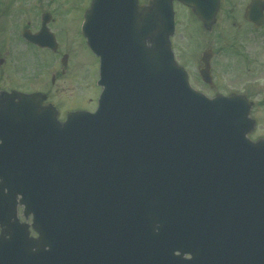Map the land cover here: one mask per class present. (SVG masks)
I'll return each mask as SVG.
<instances>
[{
    "label": "water",
    "instance_id": "95a60500",
    "mask_svg": "<svg viewBox=\"0 0 264 264\" xmlns=\"http://www.w3.org/2000/svg\"><path fill=\"white\" fill-rule=\"evenodd\" d=\"M154 2L93 1L84 32L102 62L100 107L54 118L57 179L17 183L38 239L11 222L15 189L1 201L0 264H264V143L246 138L250 105L189 87L171 3Z\"/></svg>",
    "mask_w": 264,
    "mask_h": 264
},
{
    "label": "rangeland",
    "instance_id": "374dc122",
    "mask_svg": "<svg viewBox=\"0 0 264 264\" xmlns=\"http://www.w3.org/2000/svg\"><path fill=\"white\" fill-rule=\"evenodd\" d=\"M86 2L87 0H0V23L8 21L14 24L17 18H33L36 15L31 13L35 10L41 12L52 11L56 23L51 25V29L56 32V35L58 33L62 36L61 38L68 39L69 43L61 45L60 55L56 59H62L63 55L68 54L69 64L68 66L61 65L58 67L60 74L55 78L53 84L49 74L50 80L47 85L48 93L51 95V103L58 105L62 110L61 112H64V109L67 113H75L85 109L93 111L99 102L98 99L101 93L98 80L100 73L99 59L92 54L83 38H81L80 31L77 30L79 28L77 27V21L81 19ZM188 18L189 20L183 19L184 22H178V37L174 41L176 55L181 57V61L184 63L181 48L183 46L187 47V44L189 45L186 49L188 53L186 57L191 67L190 69L188 67V70L192 76L194 86L203 91L205 86L200 83L197 77L196 62L201 56L200 52L203 48L205 32L200 29V23L191 17ZM224 28L221 27V30L216 31L222 36L220 41V36H218V41H215L219 44V49L217 50L218 56L215 63L217 70L213 74L216 85L214 92L223 94L237 92L251 98L253 106L250 116L256 127L248 133V136L252 140L258 141V139L264 138V50L258 48L252 55L247 54L246 57L248 58L240 59L242 67L238 66L237 58L233 57L231 50H229L233 37L230 38V31H228V28ZM186 29L187 32H185ZM63 31L68 34L62 33ZM243 39H246V36ZM241 46L242 50L247 48V41H244ZM261 46L263 45L261 44ZM222 47H227L226 51ZM40 53L38 52V54ZM42 53L43 59H46L47 62H51L53 58L55 59L54 55L48 51ZM38 54L30 50L20 53L25 58L22 62V68H24L23 71L26 73V77L39 74L38 71L42 67L39 65H43L44 61L39 58ZM246 65H250L249 71L246 70ZM36 85L38 87L40 83ZM247 85H250V88H247ZM40 87H42V84ZM61 112L59 111L60 114H62Z\"/></svg>",
    "mask_w": 264,
    "mask_h": 264
},
{
    "label": "flooded vegetation",
    "instance_id": "af4514ba",
    "mask_svg": "<svg viewBox=\"0 0 264 264\" xmlns=\"http://www.w3.org/2000/svg\"><path fill=\"white\" fill-rule=\"evenodd\" d=\"M191 1H196L199 3H203L202 9L203 11L209 12L210 10L213 12L214 16L211 22L208 25H205L201 22L196 16L197 11L195 7L190 3ZM254 1L258 2V8L264 6V0H182V1H174V12L175 15V23H177L180 19H188V17L193 18L196 22L200 23V29L205 32L206 37L203 40V48L200 52L201 56L197 59V73L198 79L200 83H203L200 72L204 69L205 64H203V58L206 57V60L212 64V72L211 75L214 74L215 70H217V66H215L216 58H217V50L219 49V44L215 41H218L219 33L217 30H221V27L228 28L230 31V38H232V45L230 47L232 56L237 58L238 66L242 67L240 63V59L248 58L247 54H253L254 51L258 48L264 50V26L258 27L256 23L252 22L248 19V13L250 12V8ZM150 2V0H139V3L145 4ZM87 9L83 10L81 14V19L77 21V27L82 26L81 20H84V13ZM32 15H36L33 18H17L14 22H3L0 23V101L7 99L11 96L10 94L23 93V94H44L47 97L42 104L45 106L52 105L51 103V95L48 93L47 85L49 84V71L52 72L51 82L52 84L55 81V78L60 74L58 67L63 65L62 59H56L59 53V49L61 45H66L69 43L67 38H61L58 33L53 32L51 29V25L55 24V19L49 17L47 22V28L53 33L54 37L57 39L58 43V51L52 53L50 47H42L43 42L39 38L40 32L43 30L44 18L41 11L35 10L31 13ZM83 22V21H82ZM207 26V27H206ZM208 30V32L206 30ZM247 31H246V30ZM79 31V28H77ZM177 30V28H176ZM187 32V29L185 30ZM62 33L68 34L65 31ZM178 34V33H177ZM78 35V33H77ZM246 36V39H243ZM178 35L173 39L174 49L176 51L175 40ZM191 37V35H190ZM243 39V40H242ZM74 40V38H73ZM220 40V39H219ZM244 41H247L248 47L242 50V46ZM261 44L263 46H261ZM187 47L181 48V55H183L184 63L181 61V57L178 56V60L182 65L188 67L190 69L191 64L187 59L186 52ZM241 50H240V47ZM224 50L227 47H222ZM221 48V49H222ZM34 51L39 55V58L44 61L43 65L40 64L39 74L30 75L26 77L22 68V62L24 61V56L20 55L22 51ZM43 51H49L50 54H53L55 59L53 58V62H47L46 59H43ZM256 57V56H255ZM254 57V58H255ZM67 60V66L69 64V57ZM60 63V65H59ZM187 64V65H186ZM64 66V65H63ZM246 70H250V65H246ZM221 70V69H220ZM241 71V70H240ZM189 73V70H188ZM63 75V73L61 72ZM189 76L191 74L189 73ZM214 76V75H213ZM192 78V77H191ZM42 84L37 87L36 84ZM206 87V86H205ZM204 89L206 90L207 87ZM19 100L18 98H14L11 102L12 106H18ZM41 104V103H40ZM6 127H4V122H0V145L2 143L1 134L5 131ZM4 155L1 153L0 149V167H2V158ZM1 171V170H0ZM5 179L4 176H0V183Z\"/></svg>",
    "mask_w": 264,
    "mask_h": 264
}]
</instances>
